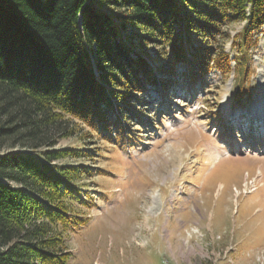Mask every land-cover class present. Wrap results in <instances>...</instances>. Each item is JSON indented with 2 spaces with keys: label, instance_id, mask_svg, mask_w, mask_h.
<instances>
[{
  "label": "trees",
  "instance_id": "1",
  "mask_svg": "<svg viewBox=\"0 0 264 264\" xmlns=\"http://www.w3.org/2000/svg\"><path fill=\"white\" fill-rule=\"evenodd\" d=\"M263 30L264 0H0V146H11L0 153V264H69L64 233L86 222L75 206L84 171L49 163L77 151L16 144L37 150L54 132L72 134L66 116L125 133L123 107L177 65L194 83L216 70L241 85ZM241 87L237 99L250 94Z\"/></svg>",
  "mask_w": 264,
  "mask_h": 264
},
{
  "label": "rangeland",
  "instance_id": "2",
  "mask_svg": "<svg viewBox=\"0 0 264 264\" xmlns=\"http://www.w3.org/2000/svg\"><path fill=\"white\" fill-rule=\"evenodd\" d=\"M242 26L231 25V35ZM257 35L252 75L241 85L216 70L194 83L177 65L157 72L167 84L148 86L131 110L123 107L125 133H93L66 116L72 134L54 132L37 150L12 148L77 151L49 162L84 171L75 206L86 222L64 233L69 264H264V121L253 118L264 106V30ZM147 48L158 59L155 46ZM239 86L250 94L237 99Z\"/></svg>",
  "mask_w": 264,
  "mask_h": 264
},
{
  "label": "bare ground",
  "instance_id": "3",
  "mask_svg": "<svg viewBox=\"0 0 264 264\" xmlns=\"http://www.w3.org/2000/svg\"><path fill=\"white\" fill-rule=\"evenodd\" d=\"M258 113H262V112H264V106H260L259 108H258ZM248 180V179H247ZM254 188L252 189L253 191H255L256 190V184H254ZM157 204V201L156 200H153V206H152V208H155V205Z\"/></svg>",
  "mask_w": 264,
  "mask_h": 264
}]
</instances>
